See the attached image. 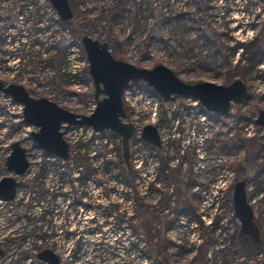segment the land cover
Returning <instances> with one entry per match:
<instances>
[{"label": "rangeland", "instance_id": "374dc122", "mask_svg": "<svg viewBox=\"0 0 264 264\" xmlns=\"http://www.w3.org/2000/svg\"><path fill=\"white\" fill-rule=\"evenodd\" d=\"M67 1L73 18L62 23L48 0H0V12L16 3L30 21L9 31V40L3 27L11 20L0 16L3 84L90 115L95 88L81 41L89 36L137 68L164 65L192 84L240 80L252 98L224 116L201 106L191 124L177 110L166 115L155 126L165 145L152 161H139L133 139L126 170L117 135L107 161L91 153L90 165L77 162L85 132L75 127L63 136L71 164L48 155L31 139L38 128L23 120L21 106L0 93V180L18 182L15 198L0 201V264H37L42 248L53 249L60 264H264V245L252 261L242 259L235 226L222 230L235 217L234 185L244 179L264 239V129L254 123L264 110V0ZM138 86L157 95L143 81ZM14 142L29 163L17 177L5 166Z\"/></svg>", "mask_w": 264, "mask_h": 264}, {"label": "water", "instance_id": "95a60500", "mask_svg": "<svg viewBox=\"0 0 264 264\" xmlns=\"http://www.w3.org/2000/svg\"><path fill=\"white\" fill-rule=\"evenodd\" d=\"M57 17L69 22L73 15L67 0H48ZM86 54L89 75L94 83L96 101L90 115H79L62 109L45 98L35 99L25 89L16 84L5 85L0 81V93L9 96L13 102L22 107L23 120L38 128L30 134L37 147L50 156L61 160L69 157V147L64 140V131L70 127H90L95 132L105 130L120 136L122 157L129 167V140L132 126L123 122L125 112L122 105V94L130 82L143 81L153 92L166 102H174L185 97L198 101L209 113L227 115L232 104L242 103L252 98L244 83L235 80L228 85H217L210 82L187 83L180 80L164 65L151 69L137 68L132 64L116 60L108 51L105 43H100L89 36L82 37ZM101 97V98H100ZM256 126L264 129V110H259L254 121ZM145 142L160 146L157 130L152 125L143 129ZM9 173L15 177L22 176L29 167L26 150L19 142L10 145V154L5 160ZM246 180L235 183L232 195L233 212L239 222L237 235L239 250L249 257L261 247L260 232L254 223V213L245 192ZM18 182L13 177L0 180V201L9 202L16 196ZM0 251V255H1ZM47 264H59L54 253L45 250L38 255Z\"/></svg>", "mask_w": 264, "mask_h": 264}, {"label": "built area", "instance_id": "2783aa9c", "mask_svg": "<svg viewBox=\"0 0 264 264\" xmlns=\"http://www.w3.org/2000/svg\"><path fill=\"white\" fill-rule=\"evenodd\" d=\"M139 83L140 81L130 82L123 92L122 102L128 106V111L126 112V118L124 121L132 126V137L130 142L132 143V140L135 139V144L131 147V155H136L134 157H138L139 161H142L144 158L145 160L152 161L154 151L166 143L163 135L158 131V128L155 127L158 126L157 123H159L162 118L164 119L166 115L170 116L171 113H174L177 110L184 116L187 122L189 121L188 124H191L193 121L194 110L201 108V105L197 101L185 97L178 98L174 102L162 101L159 96L152 95L149 91L141 90L138 86ZM7 98L9 101H12L9 97ZM146 125H153L156 128L160 140L159 148L148 144L143 140L142 133ZM75 128L84 130L85 132V136L79 138L77 145L88 142L91 145L90 154L93 153L92 156L100 155L101 161L103 157L106 161L107 157H111L108 150L109 148H112V136H115V134L109 131L95 132L88 127ZM116 139L118 145L120 146V137L117 136ZM71 151L72 149L69 148V159L67 161L60 160L62 163L71 164ZM136 161L137 160L134 162ZM139 163V165H141V162ZM102 164L103 163L100 162L99 165L101 166ZM102 167L103 165L101 166V170ZM113 186L114 185H112V187ZM67 201L69 203L68 199Z\"/></svg>", "mask_w": 264, "mask_h": 264}, {"label": "flooded vegetation", "instance_id": "af4514ba", "mask_svg": "<svg viewBox=\"0 0 264 264\" xmlns=\"http://www.w3.org/2000/svg\"><path fill=\"white\" fill-rule=\"evenodd\" d=\"M70 6V5H69ZM70 9H71V7H70ZM53 10V9H52ZM71 12H72V10H71ZM73 15V14H72ZM0 16H1V18H3V16H4V18L5 17H7V18H9L10 20H11V24L9 25V26H6V27H3L4 29L6 28L7 30V32L8 33H6L7 35H8V38H9V40L12 38L11 36H9V31L11 32H13V30L14 31H19V29H20V26H19V24H21V22H24L26 25L30 22L29 21V18L27 17L24 21L22 20V11H21V8H20V6H18L16 3H14L7 11L6 10H4V11H1L0 12ZM73 18V17H72ZM60 21L62 22V23H67V22H63L61 19H60ZM70 22V21H69ZM39 24H37V25H33V26H38ZM43 31H44V29H43ZM91 38V37H90ZM91 39H93V38H91ZM93 40H95V39H93ZM13 43H16V42H18L19 41V35L17 36V37H14L13 38ZM81 41H82V39H81ZM96 41H98V40H96ZM98 42H100V41H98ZM100 43H105V42H100ZM106 45H107V47H108V51H109V53L111 54V52H110V49H109V46H108V44L107 43H105ZM112 55V54H111ZM112 57L114 58V59H116V60H120V59H117V58H115L113 55H112ZM120 61H122V60H120ZM95 88V87H94ZM95 93V92H94ZM3 94V93H2ZM5 95V94H4ZM101 98V97H100ZM121 100H122V98H121ZM94 101H95V99H94ZM96 102V101H95ZM122 105H123V102H122ZM124 108V107H123ZM124 112H125V110H124ZM125 115H126V112H125ZM125 118H126V116H125ZM125 120V119H124ZM123 120V121H124ZM125 122V121H124ZM126 123V122H125ZM17 190V189H16ZM203 212V211H202ZM187 213H189V212H187ZM202 214H204V212L202 213ZM188 215V214H187ZM189 216V215H188ZM203 216V215H202ZM190 217V216H189ZM197 220H198V222H199V214L195 217ZM201 219V218H200ZM222 220H223V217H222ZM201 222H202V219H201ZM254 223L256 224V226L258 227V229H259V232H260V238H261V247L259 248V250L263 247V245H264V239H263V231L259 228V226L257 225V217L254 215ZM200 224V223H199ZM228 226L230 227V226H235V228H232L231 229V232H232V234H233V237L234 238H236L235 239V246H236V248H238V250H239V244H238V239H237V235H238V232H239V229H240V225H239V222H238V220L236 219V217H234L233 218V221L230 223V224H224V226L222 225V230L223 231H225V230H230V229H228ZM212 229H213V231L214 230H216L218 227H219V223H218V221H215L211 226H210ZM197 231H199V230H197ZM195 236V232L193 231L192 232V236H191V239H190V241L191 242H196L197 240H198V238H194V236ZM194 238V239H193ZM200 242H201V240H200ZM45 250H48V251H51L52 253H54L55 255H56V257L58 258V260H59V264H60V258H59V256L57 255V253L53 250V249H50V248H42L40 251H38L37 253H36V255H35V257H34V260H35V262L37 263V264H47L45 261H43V260H40L39 258H38V255L39 254H41L43 251H45ZM184 251H186L185 253H187L188 252V250L186 249V248H184L183 249ZM259 250H257L254 254H252L251 256H249V257H245L244 255H242L241 254V252H240V250H239V252H240V254L242 255V259H246V260H250V261H252V259L255 257L256 258V254H257V252L259 251ZM0 251H1V255H0V260L2 259V258H4V256H5V252H4V250H3V248L0 246ZM257 260H259V259H257Z\"/></svg>", "mask_w": 264, "mask_h": 264}, {"label": "trees", "instance_id": "16d2710c", "mask_svg": "<svg viewBox=\"0 0 264 264\" xmlns=\"http://www.w3.org/2000/svg\"><path fill=\"white\" fill-rule=\"evenodd\" d=\"M37 11H38V10H37ZM37 11L32 12V16H33V18L37 16ZM37 24H39V23H38V21L35 20V21L33 22V25H37ZM6 30H7V29L5 28V31H6ZM6 33H7V31H6ZM6 36H8V35H6ZM17 43H19V41L16 42V44H17ZM80 146H81L80 149L82 150V154H80V153H81V151H80L79 154H78V157L81 156V158H78V157H77V162L81 164V162L84 161L85 163H88V164L90 165V160H92V157H88V156L90 155L91 145H90L88 142H85V143H82ZM103 166H104V165H103ZM129 169H130V168H127V167H126V170H129ZM87 170L90 171L91 168H88ZM87 170H86V171H87ZM93 222H94V223H97L96 220L93 221ZM105 222H106V220L102 222L101 226H102L103 224H105ZM101 226H100V227H101Z\"/></svg>", "mask_w": 264, "mask_h": 264}]
</instances>
